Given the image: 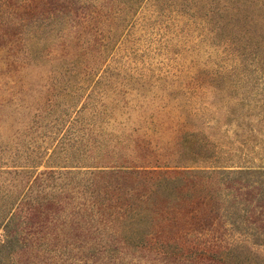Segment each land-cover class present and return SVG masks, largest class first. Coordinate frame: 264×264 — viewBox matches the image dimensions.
Instances as JSON below:
<instances>
[{"label":"rangeland","instance_id":"1","mask_svg":"<svg viewBox=\"0 0 264 264\" xmlns=\"http://www.w3.org/2000/svg\"><path fill=\"white\" fill-rule=\"evenodd\" d=\"M196 152L264 168V0H0V264H215L216 172L140 222L100 211L124 166Z\"/></svg>","mask_w":264,"mask_h":264},{"label":"trees","instance_id":"2","mask_svg":"<svg viewBox=\"0 0 264 264\" xmlns=\"http://www.w3.org/2000/svg\"><path fill=\"white\" fill-rule=\"evenodd\" d=\"M195 137L194 132L189 133L187 142L183 145L187 143V149L193 148L192 146H196L200 150L205 148L206 146H201L203 143L193 144L195 141L197 142ZM195 154L192 153L191 157L177 161L173 165H152L155 168L148 169L146 167L150 165L124 166V169H121L123 172H120L124 175L122 180L132 181V184L137 188L132 192L123 189L124 187L119 188L123 190L113 193L114 197L100 211L111 215L115 213L116 221L119 225H124L122 224L125 223L124 220L134 216H137L136 219L140 222L141 217L147 213L157 214L164 211L170 205L167 201L170 191L174 194L182 192L189 195L190 198L210 192V198L221 199L220 213L226 231L224 236L227 238V243L224 246L208 248L206 253L210 259L215 264H242L238 256L248 252L253 255V259L249 260L247 264H264V168L210 165L207 164V159L202 160L205 158L202 157L203 154L201 155L199 152ZM40 164L34 161L28 165L15 163L5 166L37 168ZM59 166L65 167V165ZM0 167L2 166L0 165ZM214 172L218 173L219 179L223 181V187L205 193L206 186L203 179L209 178V174ZM253 175L257 176L253 177ZM178 183H182L180 190L177 189ZM139 188L143 189V193L138 194ZM164 190L168 191L165 194V199H157L154 196ZM205 250L190 249L193 252H205Z\"/></svg>","mask_w":264,"mask_h":264}]
</instances>
